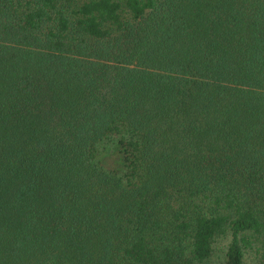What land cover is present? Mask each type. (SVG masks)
I'll list each match as a JSON object with an SVG mask.
<instances>
[{
    "label": "trees",
    "instance_id": "1",
    "mask_svg": "<svg viewBox=\"0 0 264 264\" xmlns=\"http://www.w3.org/2000/svg\"><path fill=\"white\" fill-rule=\"evenodd\" d=\"M0 264H264V0H0Z\"/></svg>",
    "mask_w": 264,
    "mask_h": 264
},
{
    "label": "rangeland",
    "instance_id": "2",
    "mask_svg": "<svg viewBox=\"0 0 264 264\" xmlns=\"http://www.w3.org/2000/svg\"><path fill=\"white\" fill-rule=\"evenodd\" d=\"M220 241L222 240V243H224V241H227V237L223 236V237H219Z\"/></svg>",
    "mask_w": 264,
    "mask_h": 264
}]
</instances>
